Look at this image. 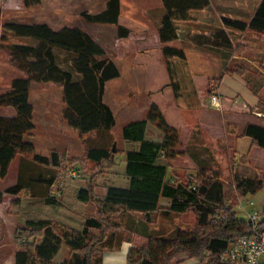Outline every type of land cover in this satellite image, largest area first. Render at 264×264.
I'll use <instances>...</instances> for the list:
<instances>
[{"label": "trees", "instance_id": "1", "mask_svg": "<svg viewBox=\"0 0 264 264\" xmlns=\"http://www.w3.org/2000/svg\"><path fill=\"white\" fill-rule=\"evenodd\" d=\"M23 1L26 7L41 3V0ZM162 3L165 14L159 36L169 70V85L174 87L176 97H179L181 86L175 59L185 60L187 55L183 47L169 43L180 38L179 23L199 21L198 16H193V11L206 9L211 0H162ZM82 14L92 22L118 25L121 0H108L106 9L99 13L83 11ZM223 22L225 27L209 33H188L186 38L195 44L230 49L235 47L228 32L230 28L264 33V0L259 1L249 20L224 16ZM3 29L31 41L7 45L13 61L28 77L15 78L12 87L0 93V107L15 110L13 115L0 114V178L7 177L12 162L21 155L30 157L32 163L52 168L47 181L51 186L57 178L53 170L63 165L65 155L57 149L50 150L48 154L36 151L35 108L30 100L32 81L62 84L66 104L64 118L73 129L85 134L94 130H111L116 125L115 112L104 97L107 82L119 78L121 71L106 55L104 46L82 28L68 25L54 28L48 23L6 21ZM129 32V29L119 26L121 36H127ZM6 39V34L0 33V41ZM58 52L66 53L69 59L66 64L59 61ZM225 74L243 78L260 101V92L247 77L246 66L239 62L229 65L224 73L213 78L215 85L209 90L210 94L217 93ZM259 101L253 108H259ZM150 122L156 123L164 133L162 140L146 138ZM240 136L251 138V146L264 149V125L248 122ZM123 138L139 143L138 148L126 150L129 185L109 186L100 197L94 183L95 174L113 164L116 154L107 145L88 147L86 160H78L81 162L79 169L86 170L90 161L97 171L89 176L88 186L78 190L77 199L86 204L95 203L97 213L86 215L80 228L53 218L26 220L16 233L15 264H59L55 258L64 243L71 248V253L62 264H103L104 252L118 250L124 241L132 243L128 264H175L181 255L198 259V264H241L227 258L226 250L241 236L251 234L253 224L238 217L236 205L248 194H256L263 189L264 174L247 176L233 170L232 192L236 201H229L218 161L201 131L193 130L185 148H179L183 145L180 130L169 123L156 103L151 104L148 118L133 120L124 127ZM183 154H188L198 168L196 177L188 180L170 175L169 160ZM27 187L20 177L17 184L0 190V204L5 194H20ZM163 198L170 200L169 207L162 205ZM43 199L49 206L63 205L49 191ZM124 212L143 214L144 229H115L121 227ZM156 212L166 215L192 212L196 221L190 229L177 228L168 234H160L149 228ZM262 214L261 224L264 226V210ZM136 237L144 240L137 241Z\"/></svg>", "mask_w": 264, "mask_h": 264}, {"label": "rangeland", "instance_id": "2", "mask_svg": "<svg viewBox=\"0 0 264 264\" xmlns=\"http://www.w3.org/2000/svg\"><path fill=\"white\" fill-rule=\"evenodd\" d=\"M94 1L98 5H95ZM102 1L41 0L39 4L26 7L23 0H0V8L2 9L0 33H5L7 37L5 41H0V93L9 90L15 78L28 77V74L21 70L18 64L13 61L11 51L7 48V45L30 43L31 40L30 38L19 37L11 32L4 31L3 25L6 21H17L27 24L48 23L54 28H61L65 26L64 24H68V26L82 28L86 32H97L104 25H101L100 22L89 21L82 13L86 9L91 10V12L102 10ZM152 1L155 2V0ZM127 2L128 0H123V3ZM205 13H207V10ZM196 22H198L197 24H204L201 20L192 23L195 24ZM107 27L113 29L110 26ZM117 28L119 30V26ZM215 30L216 27L207 29V24H204L200 25V28H196L195 32L209 33ZM234 39L235 47L229 49V54L231 55L234 52L241 57L237 61L246 66L247 77L251 80L252 86L256 87V90L260 92L259 108L256 109L249 106L247 113L261 120V118H264V33L249 29L240 36L234 35ZM169 45L185 47L184 43L182 44L177 40L171 41ZM187 52L189 53L188 62L186 63L188 68H183V70L187 69V71L191 72L184 70L179 73L176 69L177 79L181 86L179 97H176L173 86L164 85L165 80L170 77L169 74H165V72L157 74L159 77L158 81H163L161 82L162 85L158 84V87L161 86V91L159 92H163L164 111L167 113L166 116L180 121L181 128L180 126L179 128L182 139H185L190 125L195 128V125L197 126L198 124L199 128L204 127L207 130L205 142L207 143L208 141V144L216 150L214 155L218 161L221 177L226 183L227 197L229 201L235 202L236 199L233 198L232 192L233 170L240 175L249 173L259 176L264 174V167L252 164V168H238L237 170V162L248 164L246 162L248 156L240 154L242 151V153H247L248 139L240 140L242 142L238 143V146L230 148L228 139L220 137L219 133H216L215 128L214 131L211 128L207 129V125L209 127L218 125L220 119L219 116L211 118L217 115L216 113L219 111L213 110L217 108L212 107L210 104L212 93L210 94L209 91L215 85L214 76L219 75L216 73L218 70L216 65L218 63L211 61L212 57L207 51V45L190 44L187 47ZM109 55H111V51ZM58 56L59 61L64 64L69 60L66 53L58 52ZM112 59L118 64L121 76L108 81L106 85L104 99L105 102L112 106L117 119L116 125L111 130H94L85 134L76 131L68 124L63 115L66 107L62 94L63 85L56 82L32 81L30 100L35 108L34 120L37 127L34 132V140L36 151L48 154L50 150L57 149L61 154L65 155L63 165L59 169L54 168L53 170L56 173L57 180L52 189L49 190L50 195L61 200L63 205L61 207L49 206L43 202L44 196L34 195L29 188L16 196L6 194L2 202L3 221L0 223V264H15V237L18 227L24 224L26 220L36 217L53 218L70 226L80 228L86 215H95L97 213L95 203L86 204L77 199L78 190L82 187H87L90 182L89 176L97 171L94 168V163L90 161L87 163L86 170L82 171L79 169L81 162L78 160H86L88 147L107 145L116 154L113 164L106 166L103 172L95 174L94 183L97 185V193L100 197L104 196L109 186L124 187L129 185V176L126 172V150L138 148L139 143L125 140L123 138V129L133 120L148 118L152 100L157 99L159 94L156 91L154 93L151 91L156 84L153 83L154 75L148 69L146 70L143 66L132 68L130 62L127 64V60L120 61L113 57ZM234 61L235 59L232 62L233 64L235 63ZM180 63L181 60L176 59V68H179L178 65ZM232 63L230 64L231 66H233ZM208 71H214L216 74L208 73ZM174 95L175 97H173ZM237 100L242 101L240 98ZM221 103L222 105L218 109H222L223 100H221ZM7 108L9 107H0V114L7 113L5 110ZM240 110L243 111L238 107L233 108L231 115L234 117L236 116L235 114L240 115L242 113ZM207 118L210 121H214L207 123L205 122ZM229 128H232V126ZM163 137L164 133L157 124L150 122L146 138L160 141ZM185 145L184 143L179 148L184 149ZM257 155H259L258 157L261 160L264 159V151L262 149L259 150ZM255 157L257 159V156ZM169 163L171 165L170 175L172 178L188 180L197 175L198 168L188 154L170 159ZM14 168L12 173H14ZM46 169L52 168L47 167ZM32 170L37 172L39 168H36L35 165ZM14 175H17V171H15ZM86 176L87 179H85ZM23 181L26 182L25 177ZM6 185L0 183V190L4 191ZM43 188L44 186H40L41 190ZM40 189L38 188L39 192ZM166 200L169 201V199L163 198L162 203ZM251 200L254 201V205L251 204ZM251 208L261 212L264 210V187L256 194H248L240 200V203L236 205L238 217L240 219H248ZM144 221L145 216L143 214L124 212L122 214L121 227L115 229H122V227L144 229ZM195 221L196 217L192 212L184 214L172 213L169 215L163 212H156L153 214V220L149 224V228L157 230L160 234H168L177 228L190 229L194 226ZM121 232L118 231V233ZM64 247H66L65 243L59 252L60 256L59 254L56 256V262L63 255H70L71 248L63 252ZM106 247L107 245L104 246V249ZM108 252L105 251L103 254V264H105L104 257L107 256ZM178 259L180 262L176 261L175 264H195L199 262L198 259L187 255H181Z\"/></svg>", "mask_w": 264, "mask_h": 264}, {"label": "crops", "instance_id": "3", "mask_svg": "<svg viewBox=\"0 0 264 264\" xmlns=\"http://www.w3.org/2000/svg\"><path fill=\"white\" fill-rule=\"evenodd\" d=\"M259 1L260 0H211V5L209 7L203 10L193 11V16L194 17L198 16L200 20L204 22V24H207V29L212 28V27H216V29H218L219 27H225V24L223 22L224 16L243 19V20L244 19L249 20V18L252 17L253 14L255 13V10L258 6ZM107 2L108 0H103L101 2V7H103L101 8L102 10H95L96 12H91V10L86 9V11H88L89 13H93V14L99 13L106 9ZM93 3L95 5H98L95 1ZM206 10H207V13H205ZM164 14H165V9H164L162 0H155V2L152 0H128L127 3H123V0H121V14H120L118 25L110 24V23H101V25H104V27H101L97 32L95 31L93 32L87 31V32L94 35V37L104 46L107 56L109 55V52L111 51V55L108 56L111 59L113 57L120 61L127 60L128 62L127 64H129L130 62V65L132 66V68L143 66L145 67L146 70L148 69L150 73L154 75V80H157V81L154 82L153 80V83H155L156 85L154 86L153 89H151V91L152 93L156 91V93L159 94V97L157 99L152 100V103L158 104L166 116L167 113L164 111L163 92H159L161 91L160 90L161 86L158 87V84L162 85L161 82L163 81L159 82L160 80L158 81L159 77L157 76V74H161L163 72H165V74L166 73L169 74L167 62H166L164 53L162 51L163 44L159 36V27L161 25V21H162ZM192 22H195V21L179 23V27H180L179 33L181 35H180V38L177 39V41H180L182 44L184 43L185 47L183 48L185 49V52L187 55V58L185 60H181V63L178 65L179 68H176L179 73L183 72L184 70L187 71V69L183 70V68H188L186 67V63L188 62V58H189L187 47H189L190 44H195L192 41L188 40L186 38V35H188V33L189 34L194 33L196 31V28L198 29L200 28V25H204V24H197L198 22L193 24ZM64 25H68V24H64ZM107 26H110L113 29ZM117 26H123L124 28L129 29L130 31L129 34L127 36H121L119 34V30ZM228 32L230 33V36L234 42L235 40L234 35L240 36L245 31H240L237 29L230 28L228 29ZM207 51L209 52L210 57H212L211 61H214V63L215 62L218 63L216 65L218 67V70L216 73L218 74L224 73L227 67L233 62L234 59H235L234 62L238 63L239 61H237V59L241 58L240 56L236 55L234 52H232V54L230 55L229 48L223 47V46L207 45ZM175 62H176V59H175ZM187 72H191V71H187ZM208 73L216 74L214 71H208ZM169 83H170V77L168 80H165L164 85L170 86ZM217 93L221 96L223 100V107L222 109H213L219 112L216 113L217 115H214L211 118L213 117L216 118L219 116L220 119H219L218 125L217 124L215 126L212 125L211 127L207 125L206 126L207 129L211 128L212 131H214V128H215L216 133H219L220 137L228 139L229 141L228 146H230V148L238 146V143L242 142L240 140L248 139V142H247V144H249L248 149H247L248 154L242 153L243 151L240 153V154L248 156L246 158V162H248V164L246 165L244 162H237L238 163L236 165L237 170L238 168L239 169L252 168L251 167L252 164L258 167L260 166L264 167V159L261 160L258 157L259 155H257L259 150L262 148H259L257 146L251 147L252 139L249 137L240 136V134L242 133V131L244 130V127L246 126L248 122L264 125V118H261L260 120L256 117L254 118L253 116H251L250 113H247L249 111L248 109L249 106L250 107L256 106V104L259 101L258 97L250 90L247 82L243 78L237 75H231V74L224 75L222 82L219 85ZM173 97H175V95ZM238 98L242 99V101L237 100ZM235 107L236 108L238 107L242 109L243 111L245 110L244 113L243 111L240 110L242 113H240V115L235 114L236 116L234 117L233 115H231L232 114L231 111ZM5 110L7 111V113H5L4 115H13L15 113V110L12 107H9ZM9 110L11 111L8 112ZM167 117L168 116H166V118ZM167 120L169 121L170 124L176 126L180 130L181 124L178 119L177 121L175 120V118L171 119L170 117H168ZM213 121L214 120L210 121L207 118L205 122L208 123V122H213ZM198 126L199 125L197 124V126L195 125V128H193V126L190 125V127L187 129L185 139H182L181 137L183 144L184 143L186 144L188 142L193 130L195 129L196 130L199 129L201 131L204 137V140H205L207 130L204 127L199 128ZM230 126H232V128H229ZM208 143L209 142L207 141L206 144L210 147L213 153H216L215 152L216 150H214L211 147V145H209ZM262 151H264V149H262ZM255 156H257V159ZM192 161L195 163L193 159ZM35 165H36V168H39V170L37 172L32 170L33 171L32 172L31 169ZM13 168H14V173H12ZM46 168L47 166L44 167V165L32 163L30 159L24 158L23 156L18 155L15 158V160L12 162L7 177L4 178L3 180L0 178V183L7 184L5 187L7 189L8 187L17 184L20 177H22V179L25 177L26 182L24 183L28 185V187L25 189L28 190L29 188L31 189L30 191H33L32 193L34 195H42L45 197L48 191L52 189V187L55 185L56 180H57L56 178L54 184L51 186H48V182H47L49 179L48 176L50 175L52 169H46ZM15 171H17L16 176L14 175ZM244 175L254 176L255 174L248 173ZM40 186H44L43 190L40 189ZM33 187L37 189L34 190ZM38 188L40 189V192L38 191ZM11 195H14V194H11ZM251 204L253 205L255 204L253 200H251ZM162 205L169 207L170 200L169 201L166 200L164 203H162ZM253 210L255 209L251 208L249 210V213ZM0 218H1L0 219V223H1L3 221L2 203L0 204ZM136 240L142 241L144 239L142 237H136ZM131 246H132L131 242L124 241L121 244L119 250L109 251L107 253V256L104 257L105 264L106 263L108 264H128L127 257H128V252ZM69 248L70 247L66 244V247L63 248V252L69 250ZM59 256H60V253H59ZM67 257L68 256L63 255V257L59 259L57 263L62 264ZM55 261H56V258H55ZM195 264H198V263H195Z\"/></svg>", "mask_w": 264, "mask_h": 264}, {"label": "built area", "instance_id": "4", "mask_svg": "<svg viewBox=\"0 0 264 264\" xmlns=\"http://www.w3.org/2000/svg\"><path fill=\"white\" fill-rule=\"evenodd\" d=\"M221 96L213 93L210 104L214 108H220ZM263 214L253 210L249 213L248 220L253 224V232L243 235L226 250V257L241 264H260L264 261V226L261 224Z\"/></svg>", "mask_w": 264, "mask_h": 264}]
</instances>
